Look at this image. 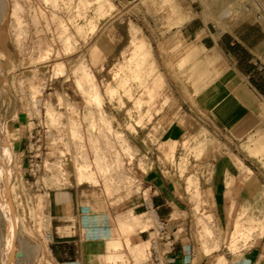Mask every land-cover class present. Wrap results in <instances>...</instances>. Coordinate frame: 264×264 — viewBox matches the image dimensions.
Wrapping results in <instances>:
<instances>
[{
    "label": "rangeland",
    "instance_id": "rangeland-1",
    "mask_svg": "<svg viewBox=\"0 0 264 264\" xmlns=\"http://www.w3.org/2000/svg\"><path fill=\"white\" fill-rule=\"evenodd\" d=\"M211 1L219 23L221 18L235 23L257 16L258 5L264 9V0ZM163 4L166 10L160 12L155 0H0V198L13 203L15 215L10 228V207L0 208V264H9V251H14V264H53L47 255L50 189L83 184L96 203L90 210L119 215L130 210L124 224L131 221L134 227L126 231L123 224L124 233L137 226L148 230L144 215L137 216L132 206L144 188L141 164L159 161L188 177L193 160L205 158L215 143L211 137L188 139L173 147L171 157L161 154L162 144L173 139L161 135L182 99L178 105L162 91L152 45L149 57H142L134 52L133 41L167 35L171 28L158 26L176 12L172 0ZM89 88L101 94L99 100ZM256 129L223 138L226 150L238 153L263 184L257 183L252 209L243 207L230 222L235 227L230 231L234 243L231 233L228 237L234 253L240 244L264 234V123ZM85 164L91 165V177L81 183L77 169ZM196 185L191 177L189 192L199 196ZM195 207L198 211L199 205ZM199 224L207 228L203 221ZM147 248L139 250L145 260Z\"/></svg>",
    "mask_w": 264,
    "mask_h": 264
},
{
    "label": "crops",
    "instance_id": "crops-1",
    "mask_svg": "<svg viewBox=\"0 0 264 264\" xmlns=\"http://www.w3.org/2000/svg\"><path fill=\"white\" fill-rule=\"evenodd\" d=\"M155 1L160 12L166 10L164 0ZM172 1L176 15L158 26L170 27V31L159 39L147 37L158 66L156 74L162 77V91L178 105L182 99L161 139L172 137L163 144L175 148L188 139L211 137L215 143L206 149L205 158L193 160L187 173L191 176L149 159L139 169L143 190L151 192L158 214L170 221L176 246L168 263L264 264V234L240 244L235 253L229 247V234L235 231L230 222L243 207L252 209L259 192L257 183L263 184L254 168L232 148L227 151L223 146L224 135H248L264 123V24L254 15L235 23L232 18H221L219 23L217 6L211 0ZM159 98L158 90L152 115ZM161 154L165 156L162 149ZM191 177L197 179L193 188L199 196L189 192ZM81 186L77 183L48 191L47 255L51 262L145 264L139 250L148 246L146 230L137 226L129 235L124 233L130 210L120 215L113 210H90L96 203ZM133 211L137 216L143 214V210H138L140 214ZM209 219L211 223L205 222Z\"/></svg>",
    "mask_w": 264,
    "mask_h": 264
},
{
    "label": "built area",
    "instance_id": "built-area-1",
    "mask_svg": "<svg viewBox=\"0 0 264 264\" xmlns=\"http://www.w3.org/2000/svg\"><path fill=\"white\" fill-rule=\"evenodd\" d=\"M261 13L256 16L257 22L264 24V9L258 5ZM134 210H143L144 220L149 224L147 259L145 264H169L168 257L175 251L176 242L170 233V221L162 218L152 202L148 190L139 192L133 202Z\"/></svg>",
    "mask_w": 264,
    "mask_h": 264
},
{
    "label": "bare ground",
    "instance_id": "bare-ground-1",
    "mask_svg": "<svg viewBox=\"0 0 264 264\" xmlns=\"http://www.w3.org/2000/svg\"><path fill=\"white\" fill-rule=\"evenodd\" d=\"M134 42V52L136 53V54H138V55H140V56H142V57H147L148 55H149V53H150V44L148 43V41H147V39L145 38V36H139V37H137L136 39H135V41H133ZM135 54V55H136ZM149 57V56H148ZM143 60V59H142ZM137 61V60H136ZM135 63V62H134ZM143 63H144V60H143ZM137 64V63H136ZM59 65V64H58ZM138 65V64H137ZM145 65V64H144ZM61 68H62V65H59V71L61 70ZM80 71L82 72V74L83 75H85L86 76V74H87V70H86V68L85 67H81V69H80ZM89 73V72H88ZM89 75H90V73H89ZM88 77L89 78H91V75L90 76H88L87 75V80H88ZM81 79V78H80ZM85 80V79H84ZM86 80V81H87ZM82 81H83V78H82ZM81 81V82H82ZM90 82H92V81H90ZM86 83V82H85ZM93 84V83H92ZM96 84V83H95ZM82 85H83V82H82ZM90 85V84H89ZM93 86V85H92ZM83 87V86H82ZM89 87H91V86H89ZM93 88H95V87H93ZM98 88V87H97ZM84 89V88H83ZM99 89V88H98ZM148 89H149V87H148ZM147 89V90H148ZM89 90H91V88H89ZM146 90V89H145ZM116 91V90H115ZM90 92H94L93 94H92V97H95L94 99H97V100H99L100 99V95L101 94H99L98 93V91H96V90H94V91H90ZM90 96V95H89ZM94 99H93V101H94ZM96 102H98V101H96ZM99 103V102H98ZM102 103V102H101ZM102 106V105H101ZM174 146H172L171 144H169V143H166V144H163L162 145V152H163V154L165 155V156H169V157H171L172 155H173V150H174V148H173ZM99 158V157H98ZM92 171V168H91V165L90 164H85V165H81V166H79L78 167V169H77V179H78V181L79 182H84L86 179H89V177H91V175L89 174L90 172ZM93 177V176H92ZM128 181H129V179H128ZM125 182H127V180L125 181ZM7 186V185H6ZM8 188V187H7ZM10 207V211L11 212H9V217H8V219H7V221H6V223H10V228H11V221L13 222V219L15 218L14 216L15 215H12V214H14V208H13V203L11 202V201H9L8 199H6V198H0V208H9ZM13 211V212H12ZM133 216H135V215H133ZM6 217V216H5ZM17 219H18V217H17ZM135 219V218H134ZM18 222H19V220H17ZM137 221V220H136ZM241 223V221H238L237 223H236V225L238 224V223ZM16 224V226H17V223H15ZM141 224V223H140ZM242 225V224H241ZM144 226V225H143ZM14 227V226H13ZM134 226H133V224H132V222L131 221H126V223H125V230L126 231H128L129 229H132ZM241 227V226H240ZM9 231H11L10 229L8 230V232ZM147 231V230H146ZM239 233V232H238ZM240 234H241V232H240ZM237 236V235H236ZM8 237H10V236H8ZM12 239V238H11ZM231 239H233V241H231V242H233L234 243V241L236 240V239H234V235L233 236H231ZM8 240H9V238H8ZM12 241V240H11ZM16 242V241H15ZM9 243H10V241H9ZM12 243H14V241L12 242ZM11 244V243H10ZM9 247H11L10 245H9ZM11 249V248H10ZM13 252L14 251H9L8 253H7V258H8V262H9V264H14L13 263ZM7 262V263H8ZM47 264H48V262H47Z\"/></svg>",
    "mask_w": 264,
    "mask_h": 264
}]
</instances>
